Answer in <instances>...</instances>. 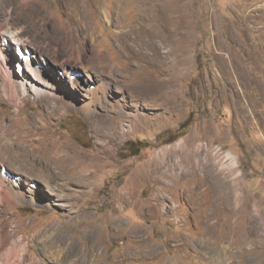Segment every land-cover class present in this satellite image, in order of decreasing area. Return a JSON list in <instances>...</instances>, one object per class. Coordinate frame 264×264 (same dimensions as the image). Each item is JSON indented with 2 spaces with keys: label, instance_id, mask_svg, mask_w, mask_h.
<instances>
[{
  "label": "rangeland",
  "instance_id": "obj_1",
  "mask_svg": "<svg viewBox=\"0 0 264 264\" xmlns=\"http://www.w3.org/2000/svg\"><path fill=\"white\" fill-rule=\"evenodd\" d=\"M104 4L0 0L41 50L39 77L14 43L2 50L37 90L0 75V136L34 155L3 166L37 194L0 204L7 242L23 236L36 264H264V0H164L169 26L154 27L147 8L133 19ZM65 26L84 57L67 75L53 61ZM210 185L228 197L204 201Z\"/></svg>",
  "mask_w": 264,
  "mask_h": 264
},
{
  "label": "bare ground",
  "instance_id": "obj_2",
  "mask_svg": "<svg viewBox=\"0 0 264 264\" xmlns=\"http://www.w3.org/2000/svg\"><path fill=\"white\" fill-rule=\"evenodd\" d=\"M95 1H97V0H95ZM106 1H107V4H104V6H103L104 11H108L110 8H114L115 10H117L119 12V11H123V9H124L126 14H128L129 17L134 19L137 16H139L140 14H142V13L139 12L140 10L144 11L145 8H147L146 9V10H148L147 11V15H146L147 17H146L145 20L143 19L144 20L143 23L145 21H149L153 27L157 23H164L165 25L169 26V17H168V12H167V10L164 7V0H157V3L152 2V4H151L152 7L148 6V3L151 2L150 0H142V1H139V3H137V1H135V0H106ZM90 4L93 5L92 2ZM122 4H124L125 6L123 7ZM135 4L137 6H139V8H140L139 11H136V10L134 11V7L136 6ZM70 5H72L71 2H70ZM75 6L77 8L80 7V5H78V4H75ZM95 10H96V8H94V10H92V12H91V14H92L91 16L92 17H95L97 15ZM9 13L10 12H6L5 14H2V12H0V38H1V43H0V75L2 77V83L7 88L8 91H11V86H14L18 91L22 90L23 92H25V91H28L26 89H29V90L33 89V91L37 92L36 88L34 87L35 83L32 82V79H30V76H28V74L23 72L24 75L22 76V80L18 81L15 78L13 71L12 70L9 71L10 68L8 69V67L10 65H8V64L6 65L5 64L6 57H5V54L3 55V51L2 50L4 49V47H8L10 45V43H14L16 45L17 49H18L17 52L20 53L22 59L25 61V64H26L28 70L30 69V64L32 65V68L30 69V73L33 76H35V77H39V75H40L39 70H38V68H39L38 65L40 64V62L38 64L37 61H34L33 57H35V55H33V54L37 53V50L38 51H41V50L31 39L28 38L29 36H28L27 30L25 32V30H24L25 28L23 26H20V25H17V24H14V23L11 22V16H10L11 14H9ZM121 15H122V13H121ZM147 24H149V23H147ZM65 28H66L65 30H68L67 26H65ZM72 30H73L72 28L68 30L69 35H66L68 41L67 42H65V41L63 42L64 44L61 47L62 51L60 53L57 52L59 55L55 56L56 60H53L56 66H60V68H62L63 75L72 74L73 71L71 72V70L73 69V66H77V65H81L82 66L83 65L84 57L80 53V48H79V46L74 45L73 42H72V39H71ZM45 46H46V44H45ZM31 48H33L35 50V53H33ZM24 52H25V54H24ZM46 59L47 58H45V59L43 58V62H45L46 66H47L48 77L56 83L58 81H57L56 75L54 73V70L57 67L55 66L56 68H54V65H52L49 60L46 61ZM70 60L73 61V62H71ZM51 61H52V59H51ZM109 61H111L110 63L113 66V64H114L113 55L110 56ZM50 64L53 66L54 69L53 68L52 69L49 68L48 65H50ZM68 64H70V65L72 64V65L68 66ZM18 66L20 67L19 64H18ZM68 67H71V70L70 69L68 70ZM23 68H25V67H23ZM78 76H79L78 74H75L73 77L70 78V81L74 82L77 79ZM29 82H32V84L27 85V83H29ZM56 84H52L50 82H47V84H45V86L49 87V88H55ZM57 86H58V84H57ZM49 93L52 94L53 92L49 91ZM87 109H89V108H87ZM2 142H5V143H3V145L5 144L4 145V147H5L4 151L5 152L1 151V149H2L1 147L2 146H0V163L2 164V166H0V204L5 205V204L9 203L10 201H12L11 197H15V200H17V201L31 202L33 200V197L35 195H37V194H35V192L38 193V187H37V189L35 188V190H34V194L35 195H33V197L30 196L29 199L25 198L26 197V194H25L26 191L24 190L25 188L23 189L22 185L20 184L22 182L19 181L20 180L19 178H14V176H10L11 173L9 174L6 171V168L3 166V164H4V161L9 159L7 157V155L10 154L9 152L12 153V157L20 158V159L23 158V159H26V161L27 160L31 161L32 159H34L33 158L34 155L32 156L31 153H29L26 149H23L19 144H17V145L12 144V146H9L11 144L8 142L6 136H0V145H2ZM7 142L9 144H6ZM67 159H68L67 156H59L58 160L56 158V160L58 162L62 163L61 167L64 164V162L67 161ZM68 160H70V159H68ZM45 161L48 164L47 165L45 163V165L51 167V163H50L51 161H49L47 159ZM14 163H16V162H14ZM72 163H74V162H72ZM16 165H18V164H16ZM16 165H14V166H16ZM67 166L70 167L69 164H67ZM82 166H83V168H82ZM77 167L64 169V171H73ZM79 167H80V169H83V170L86 169L85 168V164L84 165L80 164ZM13 169H14V167H13ZM81 174H82V172H81ZM28 175L33 177V175H30V174H28ZM41 179H42V177H41ZM75 180H76V178H75ZM214 187L216 188V186H211L210 185V186H207L205 188L204 192L201 195L202 199L204 201H206V202L210 201V198H211L210 196H212L213 194L215 195V197L217 196L218 199L219 198L226 199L228 197V193L226 191H224L222 189H219L218 187H217V189H215ZM29 189H27V191L32 193V189H30V190ZM212 189H215L216 191L212 192L211 191ZM45 192H46V190H45ZM43 193H44V191H43ZM41 195H42V193H41ZM43 195H42L41 198H44L43 200L47 199L46 197H47L48 194L46 195V193H45L44 197H43ZM35 200H36V198H35ZM34 203H35V201H34ZM223 203H225V202H223ZM219 206H218V208H219ZM231 209L232 208L228 207V212L229 213H230V211H232ZM231 216H233V215H231ZM81 222H83L84 225H87V222L85 220H81L79 223H81ZM35 223H36V221H35ZM18 226L19 225L16 224L15 230H17ZM31 228H32V226H31ZM6 231L7 230H6V226L5 225L3 227H1V230H0V264H36L37 262H35V260H32V261H30L28 263L24 262V255L23 254H24L25 251L27 252V250H25V246L26 245L24 243H22L23 236H18L17 238L11 240L8 243L7 242L8 241L7 240V235L5 234ZM55 232H56V230H55ZM89 239L93 243L92 247L90 248V251L92 253V252H94V251H96L98 249V247H99L98 245H100V241L98 240V238L95 235H93ZM238 242H240L239 239H238ZM87 249L85 251H83V249L81 250L83 252V253H81L82 254L81 257H84V258L89 260L88 254H86ZM96 253H97V251H96ZM1 258H4L5 261H2ZM93 264H95V261L93 262Z\"/></svg>",
  "mask_w": 264,
  "mask_h": 264
},
{
  "label": "trees",
  "instance_id": "obj_3",
  "mask_svg": "<svg viewBox=\"0 0 264 264\" xmlns=\"http://www.w3.org/2000/svg\"><path fill=\"white\" fill-rule=\"evenodd\" d=\"M186 125H187V124H186ZM186 125H185V126H186Z\"/></svg>",
  "mask_w": 264,
  "mask_h": 264
}]
</instances>
